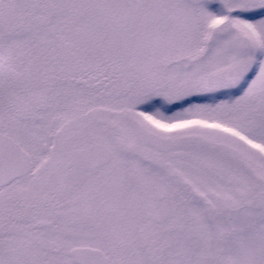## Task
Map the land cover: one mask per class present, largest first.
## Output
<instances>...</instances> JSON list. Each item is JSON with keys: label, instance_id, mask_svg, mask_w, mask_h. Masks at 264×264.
Segmentation results:
<instances>
[{"label": "snow or ice", "instance_id": "6c2138e0", "mask_svg": "<svg viewBox=\"0 0 264 264\" xmlns=\"http://www.w3.org/2000/svg\"><path fill=\"white\" fill-rule=\"evenodd\" d=\"M0 264H264V0H0Z\"/></svg>", "mask_w": 264, "mask_h": 264}]
</instances>
